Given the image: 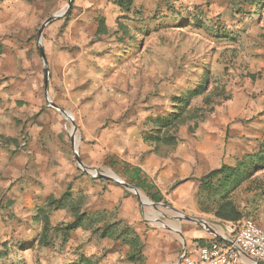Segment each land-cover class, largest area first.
Returning <instances> with one entry per match:
<instances>
[{
  "label": "crops",
  "instance_id": "0c3cea01",
  "mask_svg": "<svg viewBox=\"0 0 264 264\" xmlns=\"http://www.w3.org/2000/svg\"><path fill=\"white\" fill-rule=\"evenodd\" d=\"M238 3L240 0H132L125 8L117 0H76L75 18L68 32L76 34L69 35L68 41L62 38L60 49L55 50L51 61L55 85L58 83L62 96L81 120L80 155L84 163L93 166L103 162L126 181L130 174L125 168L130 173L134 169L139 171L141 182L148 189L132 185L150 201L167 205L154 211L155 217L168 219L172 213L180 211L201 222L183 225L184 241L164 229H153L145 234L146 224L140 223L145 211L139 197L123 184L110 178L80 175L71 159V147L60 138L64 134L62 124H58V128H43L40 147L36 143L19 147V122L24 123L27 115L31 116L29 121H33L35 111L39 112L43 104L39 100H28L30 103H25V110H21L15 94L9 97L2 90L0 187L11 188L10 196L17 201L16 205L43 203L49 197H61L70 188L81 210L105 214V222L127 224L144 238L143 264H183L182 253L197 257V247L220 240L217 233L227 236L226 221L200 203L199 178L223 165H237L244 155L258 151L264 140V76L261 74L264 62L259 65V61L255 68L250 63L254 52H261L258 57L264 58V38L251 33L220 39L234 43L236 49L233 47L228 52L239 55L240 62L250 63L247 75L231 80V98L213 112L188 120L190 124L181 131L176 144L161 148L145 140L147 77L143 43L141 48L140 44L147 30L202 27L208 25V18L214 15H221L220 18L232 23L235 17L231 11L238 9ZM101 26H105L102 31ZM94 37L96 40L92 42ZM174 47L177 56L193 58L192 47L179 48L178 42ZM218 54L220 52L215 57ZM209 60V54L203 63L192 59L183 74L196 75L198 80L201 76L198 73L210 72L206 70ZM156 73L161 76L158 68L149 74ZM177 80L172 83L178 84ZM258 80L262 84H258ZM185 83L190 85L186 80ZM10 89V93L17 90L16 85L11 84ZM255 91L258 92L256 101ZM59 104L66 105L65 102ZM8 180L13 181L9 186ZM21 185L25 187L22 192L19 191ZM147 192L160 201L153 200ZM61 209L73 219L69 207ZM258 224L264 227L262 216Z\"/></svg>",
  "mask_w": 264,
  "mask_h": 264
},
{
  "label": "rangeland",
  "instance_id": "374dc122",
  "mask_svg": "<svg viewBox=\"0 0 264 264\" xmlns=\"http://www.w3.org/2000/svg\"><path fill=\"white\" fill-rule=\"evenodd\" d=\"M255 1L240 0L239 5H237L238 9L231 11L232 16L235 17V21L232 23H227L225 19L220 18L221 15H214L210 19L208 18V25L202 27L177 29L165 27L158 28L157 31H144L140 48L143 43L142 50L145 53L144 63L147 77L146 133L151 131L156 124L152 120L156 117L155 115H166L173 110V96L184 93L187 88L194 86L206 74L198 73L201 75L198 80L196 75L183 74L186 64H191L192 59L195 60L193 62L203 63L208 54L210 55L209 63L206 65V70L209 69L210 71L208 89L203 95L195 98L191 107L185 112L188 115H198L200 118L206 113L213 112L217 106L231 98V80L236 77L238 79L245 77L250 63H252V68H255L259 61V65L264 62V58L258 57L261 52H254L250 63L240 62L241 57L239 58V55L228 52L233 47L236 49L235 44L221 41L220 39L224 37H216L213 34L218 30L219 33L228 31V34H236L237 36L255 33L258 37L264 38V9L259 14L254 12L256 9ZM68 2L69 0H0V90L7 93L9 97H13L15 94L21 110H25V103H30L28 100H39L43 104L39 112L35 111L33 121H29L31 116L27 115L24 123L23 121L19 122L21 124L17 138L19 147L22 144V147H25L31 143L32 145L36 143L40 147L43 141V128L46 126L58 128V124H62L64 134L62 133L60 138L71 147V159L78 169V173L83 176H91L80 167L76 160L71 138L74 129L73 122L65 114L49 106L47 100V73L43 54L49 71L47 90L50 99L55 105L72 113L78 129L76 137L80 155L82 144L81 120L78 112L71 105L69 106L65 97L62 96L58 83L55 85L57 81L51 68L53 54L57 48L60 49L62 38H66L68 41L69 35L76 34H73L74 32L68 33L71 29V22L75 18L74 5L76 0L72 1L71 7L64 16L47 24L40 36L43 23L54 13L67 8ZM95 40L94 37L91 41L94 42ZM176 42H178L179 48L182 46L192 47L193 58L188 57L186 59L185 56L184 58L177 56L174 47ZM181 49L178 50L181 52ZM218 52L220 54L215 57ZM175 66H177V71H175ZM154 68L159 69L161 76L157 73L149 74ZM6 70L8 72H5ZM262 73L264 76L263 68ZM174 80H177L178 84H173L172 81ZM185 80L190 85H187ZM253 82L257 85V82ZM11 84L16 85L17 89L12 93H10ZM258 84H262V81L258 80ZM253 97L256 101L258 92ZM59 102H65L66 105L63 107ZM29 124H32L33 130ZM189 124L188 121L180 123L176 129L178 139L181 131H184ZM171 130L174 131L175 128ZM147 144L152 145L150 142ZM89 167L102 173L113 172L126 181L117 171L107 168L103 162H97L96 165H89ZM23 179L25 180L24 176ZM12 183L11 180L7 181L8 186ZM24 189L25 187L21 185L19 191L22 192ZM130 192L134 193L131 190ZM139 192L141 197L147 201L148 198L146 199L145 194L140 189ZM10 195V187H0V264H69L77 262L81 256L89 257L91 264H143L144 253L135 255L136 251L132 250L133 255L130 258V246L128 248L122 245V242L108 241V238H102L99 234L80 227L71 231L66 240L63 238V233L53 231L49 234L51 244L44 247L39 246L37 239L41 233V225L33 221L32 216L35 214L37 206L41 205L42 202L16 205L15 202L17 201ZM135 195L138 198V195ZM231 200L243 214L240 219L251 217L257 222L261 216L264 219V168L257 170L233 190ZM138 201L142 210L145 211L140 219V223L146 224L145 234L153 229H164L171 232L174 237L178 236L179 240H185L183 225L193 223L191 219L186 218L181 213H172L171 217H167L168 219L160 216L155 217L153 212L166 208L164 205L143 204L140 198ZM81 208L83 209V205ZM68 215L69 213L65 214L63 209L53 211L49 216L51 226H62L72 220ZM98 216L103 224L107 216L105 214ZM207 220H210V217ZM260 227L264 229L263 226L260 225ZM141 240L143 243L145 242L143 237ZM31 241V244H26ZM243 264L252 263L249 258L244 256Z\"/></svg>",
  "mask_w": 264,
  "mask_h": 264
},
{
  "label": "trees",
  "instance_id": "16d2710c",
  "mask_svg": "<svg viewBox=\"0 0 264 264\" xmlns=\"http://www.w3.org/2000/svg\"><path fill=\"white\" fill-rule=\"evenodd\" d=\"M131 1L132 0H117V2L125 8L130 5ZM254 5H256L254 12H258L259 14V12L264 9V0H256ZM102 29L104 30L105 26H101L100 30L102 31ZM227 32L228 31L219 33V31L216 30L213 34L216 37H224L223 39L232 38V35ZM208 86L209 72L207 71L204 77L198 80L194 86L187 88L182 94L173 96V110L166 115H158L152 119L156 124H154L151 131L145 132V140L157 148L174 146L178 138L176 129L179 127L180 123L200 118L198 115V117L188 115L185 114V112L191 107V103L195 98L203 95L207 91ZM172 128H175V130L172 131ZM261 168H264V140L261 142L258 151L244 155L238 161L237 165H223L199 178V199L201 205H203L204 209L213 212L216 217L220 218L222 221H237L243 214L231 200L232 191ZM125 170L130 174V179H127V182L135 184L139 188H147L144 183L141 182L143 179L139 171L134 169V172L132 171V173H130L128 169L125 168ZM147 193L153 200L160 201L159 198L152 197L150 192ZM79 204L80 203L75 204L72 198V192L69 188L61 197H49L41 205H38L35 214L32 216L33 221L41 225V233L37 239V244L41 247L49 246L51 244L49 234L53 231L63 233V238L66 240L71 231L83 227L91 229L93 233L99 234L102 238L120 240L123 244L129 245L130 258H132L133 255L131 252L132 250L136 251L135 255L142 252L144 243L137 232L129 225L121 222L110 223L108 221H104L103 224H101L98 215L102 213L86 212L80 209ZM65 207H69L73 214V219L64 223L62 226L52 227L49 217L50 214L57 209ZM31 243L32 241L26 244ZM91 263L89 257L81 256L77 262L69 264ZM259 264L264 263L259 261Z\"/></svg>",
  "mask_w": 264,
  "mask_h": 264
},
{
  "label": "built area",
  "instance_id": "2783aa9c",
  "mask_svg": "<svg viewBox=\"0 0 264 264\" xmlns=\"http://www.w3.org/2000/svg\"><path fill=\"white\" fill-rule=\"evenodd\" d=\"M227 237L197 247V257L182 253L183 264H243V252L264 263V229L251 217L225 223ZM237 246L242 250L240 251Z\"/></svg>",
  "mask_w": 264,
  "mask_h": 264
},
{
  "label": "water",
  "instance_id": "95a60500",
  "mask_svg": "<svg viewBox=\"0 0 264 264\" xmlns=\"http://www.w3.org/2000/svg\"><path fill=\"white\" fill-rule=\"evenodd\" d=\"M72 1L73 0H69L68 2V7L67 8H64L56 13H54L53 15H51L42 25L41 29H40V36L42 35V32L45 28V26L47 24H49L50 22H52L53 20L55 19H58L59 17H62L66 14V12L69 10V8L71 7L72 5ZM43 59H44V62H45V68H46V73H47V80H46V91H47V100H48V104L49 106L51 107H54L56 108L57 110H59L60 112H62L63 114H65L74 124V129H73V132L71 134V138H72V145L74 147V152H75V157H76V160L78 161L80 167L85 170L89 175L93 176V177H99V178H110V179H113L121 184H123L126 188L130 189L131 191H133L135 194L138 195V197L141 199V202L143 204H153L155 206H159V205H163L161 203H155V202H151L147 199V201L143 200V198L141 197V194L139 192V189L137 187H135L134 185L124 181L120 176H118L117 174L113 173V172H110V173H102V172H99L97 169H93L91 167H89L88 165H86L82 159L80 158V155H79V151H78V140H77V137H76V133L78 132V129L76 128V125H75V121H74V118H73V115L71 112L55 105L52 100L50 99V96H49V93H48V76H49V71H48V67H47V63H46V60H45V57H44V54H43ZM165 206H167L166 204H164ZM176 212H179L181 214H183L186 218L188 219H191L193 222H196V223H199L201 224V222L196 218V217H192V216H188V215H185L183 212H180V211H176ZM219 238L221 239H224V240H229L231 241L227 236L225 235H221V234H216ZM237 248L242 251L238 246ZM243 256L249 258L252 262V264H259V261L250 257L249 255L245 254L243 252Z\"/></svg>",
  "mask_w": 264,
  "mask_h": 264
},
{
  "label": "bare ground",
  "instance_id": "6f19581e",
  "mask_svg": "<svg viewBox=\"0 0 264 264\" xmlns=\"http://www.w3.org/2000/svg\"><path fill=\"white\" fill-rule=\"evenodd\" d=\"M252 263V262H251Z\"/></svg>",
  "mask_w": 264,
  "mask_h": 264
}]
</instances>
